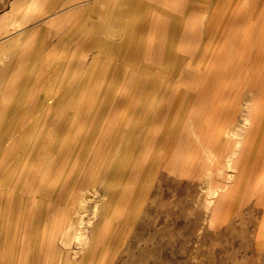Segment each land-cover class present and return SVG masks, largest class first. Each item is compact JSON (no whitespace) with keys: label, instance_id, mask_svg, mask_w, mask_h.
Segmentation results:
<instances>
[{"label":"rangeland","instance_id":"obj_1","mask_svg":"<svg viewBox=\"0 0 264 264\" xmlns=\"http://www.w3.org/2000/svg\"><path fill=\"white\" fill-rule=\"evenodd\" d=\"M132 1L0 0V264H264V0ZM132 3L152 47L108 54L96 15ZM251 79L239 180L226 130Z\"/></svg>","mask_w":264,"mask_h":264},{"label":"bare ground","instance_id":"obj_2","mask_svg":"<svg viewBox=\"0 0 264 264\" xmlns=\"http://www.w3.org/2000/svg\"><path fill=\"white\" fill-rule=\"evenodd\" d=\"M199 19V17H198ZM124 20H127L125 21V25H122L121 22H122V19H117V22H116V27H117V32L119 34L122 35L123 37V43L121 44V41L119 43L116 44L117 47H114L112 45H110L108 47V51L109 53L108 54H112L114 56H122V55H126L128 54V51H131V54H132V51L134 50V48H141V47H147L145 50H146V53H149V47H152V43L150 44L149 42H151V38L152 39H155V37H147V41L145 40L144 41V38L142 36H140V32H141V28H140V25L142 24L141 21L142 19H124ZM201 21V20H200ZM186 22V21H185ZM190 22V21H189ZM185 24V23H184ZM197 24V23H196ZM199 24V22H198ZM196 27V26H195ZM248 27V26H247ZM190 28V27H189ZM188 28V29H189ZM144 29V27H143ZM197 30V29H196ZM148 32V31H147ZM175 32V31H174ZM190 32V30H189ZM201 32V31H200ZM184 33V32H183ZM195 34V33H194ZM200 34V33H199ZM202 34V33H201ZM193 36V35H192ZM187 37V36H186ZM195 37V36H194ZM146 38V37H145ZM200 38V37H199ZM193 39V38H192ZM191 39V41H192ZM197 39V38H196ZM242 39V38H241ZM143 40V41H142ZM187 41V40H186ZM189 43V41H188ZM196 43V42H195ZM240 44V43H239ZM191 45V44H190ZM197 46V45H196ZM247 46V45H246ZM106 47V46H105ZM112 47V48H110ZM186 47V46H185ZM232 47V46H231ZM198 48V47H197ZM238 48V47H237ZM20 48L18 47H15L13 48L12 50L8 51L7 53L9 52H17V50L19 51ZM111 49V50H109ZM181 49V48H180ZM194 49V48H193ZM23 50V49H21ZM185 50V49H184ZM196 49H194L193 51H195ZM200 50V48H199ZM170 52V51H169ZM176 52V51H175ZM187 52V51H186ZM193 53V52H192ZM191 53V54H192ZM188 54V53H187ZM145 55V54H144ZM168 58V57H167ZM196 58V57H195ZM194 61V60H193ZM6 62L7 60H3V64L0 68L1 72H2V69H6L5 66H6ZM165 62H168V59L165 61ZM228 62V61H227ZM205 64V63H204ZM118 65V64H117ZM202 65V64H201ZM113 69V68H112ZM131 70V69H130ZM133 70V69H132ZM142 76H144L145 74L144 73H149V74H155V69L154 68H145V69H142ZM177 70L176 69H172V72H176ZM24 72V71H23ZM115 72V71H114ZM129 73V72H128ZM23 74V73H22ZM109 75V74H108ZM108 75H105V78L108 79L107 77H109ZM22 76V75H21ZM141 76V75H140ZM139 76V77H140ZM138 77V75H137ZM20 78V77H19ZM22 78V77H21ZM75 78V77H74ZM114 78V77H113ZM142 78V77H141ZM21 80V79H20ZM254 80L251 79L250 83H249V86L247 85V92L246 94L243 96H239L235 102V99L232 97V100L231 102L232 103H235L229 110V116H230V119L229 122H228V126H229V129L227 128L226 130V133H227V138H228V149H229V153L227 155V161L229 162L228 165L230 166L231 170L234 171L236 173V177L239 178V180L242 178L243 176V173L246 172V167L247 165H245L244 167L242 165L244 164H241L240 165V161H248L249 162H252V158H250L249 154L245 155V148H246V144H245V141H244V135H247L252 127H253V122L251 120V116H250V111H253L255 110L256 108L252 107L251 106V103L254 102V97L252 96L251 92H252V85H253V82ZM2 82V81H1ZM0 82V87H2L3 85L1 84ZM2 85V86H1ZM117 85V84H116ZM120 85V84H119ZM166 85V84H165ZM244 84V86H242L243 88L246 86ZM77 85L75 83H71V84H67L65 85V88H64V91L61 92L60 94V99H59V103H64L66 102L67 100L69 102H73L76 98L75 97H70L74 91V88L76 87ZM93 85L91 84H88L86 85V89L84 90L83 92V96L81 97V105L83 106V104H87L88 101H90V94H91V88H92ZM125 84H123V86H115L114 88H111V89H108V93L110 95L113 96V99H117L118 95L121 94V91L120 90H125L124 88ZM125 87H127L128 91H127V95L128 97H131V95H135L136 93L134 92V89H135V85L132 83L130 85H126ZM167 87V86H166ZM210 88V87H209ZM102 89L100 88L97 92V95L100 96L101 95V91ZM137 90V89H136ZM1 97H0V102L3 104L4 106V110L5 113H6V110L9 108V104H10V97H11V90H10V84H8L4 89L2 88L1 90ZM15 91V90H14ZM138 91V90H137ZM15 93V92H14ZM51 94V93H50ZM81 94V92H80ZM131 94V95H130ZM236 94V93H235ZM73 96V95H72ZM28 97L30 96H27V99ZM235 97V96H234ZM14 98V97H13ZM234 100V101H233ZM263 102H264V98L261 99ZM114 101V100H113ZM115 102V101H114ZM264 104V103H263ZM220 108V107H219ZM80 109V108H79ZM79 109H76V114H79ZM125 111V110H124ZM256 111V110H255ZM123 113V112H122ZM5 115V114H4ZM204 115V114H203ZM202 115V116H203ZM126 116V115H125ZM235 117H240V122L238 123H234V119ZM5 118V117H4ZM126 118V117H125ZM185 118V117H184ZM125 120V119H124ZM263 120V119H262ZM226 122V121H225ZM262 124V123H261ZM191 126V125H190ZM262 128V127H261ZM259 131V130H258ZM76 134V133H75ZM178 134V133H177ZM208 140V139H207ZM224 140V139H223ZM255 142V141H254ZM219 144V143H218ZM252 148L254 147V145H250ZM218 148V147H217ZM250 148V147H249ZM208 149V148H207ZM253 150V149H252ZM23 151V150H22ZM254 151V150H253ZM213 153V152H212ZM249 153V152H248ZM253 154V153H252ZM51 155V154H50ZM210 155V154H209ZM215 158V157H214ZM259 159V158H258ZM264 162V154H262L259 162H258V166L256 167H259V165H261V163ZM243 163V162H242ZM249 170H250V165L248 166ZM45 176V175H44ZM245 176V175H244ZM38 177V176H37ZM41 178V177H40ZM243 179V178H242ZM43 180V179H41ZM38 185V184H37ZM51 185V184H50ZM37 187V186H36ZM35 187V188H36ZM36 190V189H35ZM215 191H219L220 189L218 187L214 188ZM212 191H213V188H212ZM260 192H263L264 193V180L261 182V186H260ZM264 227V225H263Z\"/></svg>","mask_w":264,"mask_h":264},{"label":"crops","instance_id":"obj_3","mask_svg":"<svg viewBox=\"0 0 264 264\" xmlns=\"http://www.w3.org/2000/svg\"><path fill=\"white\" fill-rule=\"evenodd\" d=\"M107 1H110V0H107ZM114 1H116V0H114ZM132 2H134V0ZM122 7L125 8V11L123 13H124V16L125 15L126 16L124 18L119 16L120 13L122 12V9H121ZM121 15H123V14H121ZM96 16L99 18L98 23L96 24V28L98 27V32H100V34L103 36H104V34H106L110 37H114L115 39H119L118 43L121 41V44L123 43V37L121 34H119L117 32V27H116L117 19L123 18L121 24L125 25V23H126L125 21H127V20H124V19H142V21H141V23H142L144 21L143 19L149 18L147 15L137 12L135 10V6L133 3L129 4V5L128 4L127 5H125V4L113 5L112 4L110 6L107 5L102 11L100 10V12ZM91 36L92 35L90 33H88V34L84 33L82 35L81 39H82V41L83 40H90ZM102 46H104V48L106 46V48L108 49V47L110 45L107 46V43H105V44H102ZM114 47H117V46L114 45L113 48ZM110 48H112V47H110ZM21 49H23L21 51H24V48H21ZM109 50H111V49H109ZM13 53H15V52H13ZM4 78H5V69L3 68L2 72L0 73V82Z\"/></svg>","mask_w":264,"mask_h":264}]
</instances>
